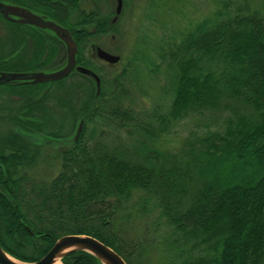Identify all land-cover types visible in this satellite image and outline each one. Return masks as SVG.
I'll return each instance as SVG.
<instances>
[{"label":"trees","instance_id":"trees-1","mask_svg":"<svg viewBox=\"0 0 264 264\" xmlns=\"http://www.w3.org/2000/svg\"><path fill=\"white\" fill-rule=\"evenodd\" d=\"M84 24L80 21L70 27ZM0 26V73L55 69L52 54L43 56V48H38L28 56L22 42L12 36V27L46 31L1 20ZM75 42L76 64L92 67L81 51L92 41ZM172 58V102L166 115L156 117V127L165 118L177 120L201 112L222 118L220 131L188 143L189 149L182 153L156 148L157 129L138 124L133 111L122 107L123 73L99 77L98 94L95 87L79 86L77 94L70 92L59 100V105L62 101L63 106L78 108L73 125L82 121L83 126L77 140L60 153L59 172L50 183H36L26 175L12 177V167L25 164L27 155L20 145L22 138L12 129L18 120L4 119L7 131L0 130V246L4 252L33 263L61 237L85 235L113 249L126 264H134L135 249H128L113 225L117 209L138 198L158 208L159 220L171 234L165 252L168 247L173 250L172 260L264 264V13L217 11L183 37ZM43 85L10 83L0 89L25 101L31 117L43 108L53 116L55 97L50 90L32 99ZM11 97L8 102L0 99V111L11 108ZM51 119H46V126H34L48 137H67L70 131L53 133L57 125ZM103 120L113 128L135 126L136 144L129 149L110 146L101 132L89 131L90 124ZM19 125L33 123L24 120ZM70 125L66 130L72 129ZM194 250L200 253L191 257ZM62 262L99 264L85 252L71 253Z\"/></svg>","mask_w":264,"mask_h":264},{"label":"rangeland","instance_id":"rangeland-1","mask_svg":"<svg viewBox=\"0 0 264 264\" xmlns=\"http://www.w3.org/2000/svg\"><path fill=\"white\" fill-rule=\"evenodd\" d=\"M78 4L80 9L86 12H90L93 7L95 11L97 9L102 13L110 11L107 25L96 23L88 26L89 23L84 21L86 24L74 27L87 31L94 27L97 35L100 33L97 39L91 40L92 43L81 49L83 58L92 65L86 69L92 71L98 78L110 73H123L122 107L133 111L138 124H151V127L157 129L156 148L173 154L182 153L189 149L188 143L202 138L209 132L222 129V118H216L215 114L209 112L189 114L170 121L165 118L161 125L156 127L158 123L156 117L166 115L172 102L174 74L172 52L176 51L183 37L192 34L194 29L201 27L206 19L217 11L234 13L239 10L244 13L256 10L264 13V0H122L118 13L115 0H80ZM19 32L34 34L26 30ZM19 32L15 33L20 35ZM34 37L27 35L22 41L28 56L38 48H43V56L52 54L51 63L55 65L54 70L50 68L43 72L49 73L63 68L66 64L65 47L58 39L52 36V40ZM97 48L119 57V63L111 65L99 60L96 57ZM78 52L77 45V55ZM75 74L76 72H72L60 84L51 82L38 87L32 94L35 95L32 99H38L37 96L48 90L53 93L55 97V102L52 103L53 110L51 109L55 112L53 116H48L46 109L43 108L33 111L34 115L31 117L30 111L24 107L25 101H17V97L8 96L4 94L6 91L0 89L1 101L8 102V98H13L9 103L11 108L6 112L0 111V130L7 131L4 122L9 118L13 119V123L18 120L12 125V129L22 138L20 145L23 146L25 156L27 155L25 164H16L12 167L13 178L26 175L36 183H50L58 174L61 163L59 155L71 147L79 126L78 121L73 125L78 108L74 105L71 108L63 106L62 101L59 105V100L70 92L77 94L76 89L79 86L86 90L96 88L92 78L82 75L90 80L86 82ZM28 98L29 95L26 99ZM50 118H52L50 122L57 125L53 133L62 135L70 131L67 137H48L38 127L35 128L34 125L39 123L46 126V119ZM64 118L68 120L65 121ZM24 120L32 121L33 125L20 126L19 121ZM68 125L72 129L66 130ZM92 129L97 134L101 132L99 135L102 140L110 146L123 145L129 149L136 144L135 138L138 139L137 131H134L135 126L113 128L110 122L103 120L90 124L89 131H93ZM162 222L159 220L158 208L154 207L152 202L150 205H144L138 198H132L117 209L113 227L120 232L128 249H135L134 264H181L184 260L180 257L172 260L173 250L170 247L165 252L172 239ZM199 253L198 250H194L191 257ZM59 261L63 264L62 260Z\"/></svg>","mask_w":264,"mask_h":264},{"label":"water","instance_id":"water-1","mask_svg":"<svg viewBox=\"0 0 264 264\" xmlns=\"http://www.w3.org/2000/svg\"><path fill=\"white\" fill-rule=\"evenodd\" d=\"M121 6L122 0H117V13L120 11ZM0 15L6 20H10L9 17L12 15L17 16L23 19L22 23L53 32L65 44L67 52L66 65L58 71L51 73H1L0 85L13 81H21L32 84L53 82L66 78L74 70L81 75L91 77L96 83L97 93L99 92L100 81L97 75L84 67L76 66V43L73 41L70 33L66 29L53 22H46L21 9L5 6L1 3ZM96 57L108 64H117L120 60L119 57L113 56L99 48L96 49ZM82 124L83 122L81 121L78 126L75 139L78 138L81 132ZM74 252L88 253L101 264H126L119 254L102 242L98 241L96 238L80 235H68L61 237L55 242L53 247L44 257L33 263H21L10 259V256H8L0 246V264H54L57 260H61L65 256Z\"/></svg>","mask_w":264,"mask_h":264},{"label":"flooded vegetation","instance_id":"flooded-vegetation-1","mask_svg":"<svg viewBox=\"0 0 264 264\" xmlns=\"http://www.w3.org/2000/svg\"><path fill=\"white\" fill-rule=\"evenodd\" d=\"M79 1L80 0H0V3L5 6H11V7L21 9L27 13H30L32 15L39 17L40 19L46 22H53L57 25H60L61 27L66 28L70 31L74 40L75 39L87 40L90 37L92 38L88 40L97 39V36L100 33L97 35L96 31L94 30V27L92 28V30L87 31L84 29L77 30V28L72 27L74 29L73 30L72 28H70V26L72 24H78V22L80 21L84 22V20H86L89 23L88 26L92 24H96V23L100 25H107L110 11L109 12L107 11L108 13L107 12L102 13L98 11L97 9L95 11V8L93 7L90 10V12H86L85 10L80 9L79 4H78ZM93 1H96V0H93ZM115 1L117 4V0ZM9 19L10 20H6L0 15L1 21L12 24L13 26H17V25L23 26V28H26L28 30L38 29L31 25L22 23L23 19L17 16L12 15L9 17ZM12 29H13V32H12L13 38L15 37L16 38L15 40H20V42L24 41V37H26L27 35H30V36L33 35L35 36L34 38L36 39H47V38L51 39V36L57 38L53 33H50V32L47 33V32H35L34 31V34H31V33L25 34V32H19V30H21V28L19 27H12ZM14 32H19L20 35ZM6 37L7 35L6 36L3 35V38H6ZM58 42L62 46L65 47V45L59 39H58ZM22 46L25 48V44ZM65 55H66V50H65ZM12 83L22 84V82H12ZM17 101H19V99Z\"/></svg>","mask_w":264,"mask_h":264},{"label":"bare ground","instance_id":"bare-ground-1","mask_svg":"<svg viewBox=\"0 0 264 264\" xmlns=\"http://www.w3.org/2000/svg\"><path fill=\"white\" fill-rule=\"evenodd\" d=\"M9 258L12 259V260H16V259L12 258L11 256ZM16 261H18V260H16ZM54 264H62V263L59 260H57Z\"/></svg>","mask_w":264,"mask_h":264}]
</instances>
